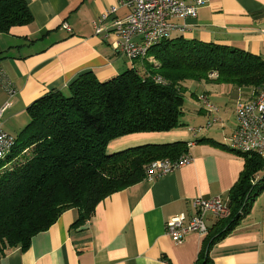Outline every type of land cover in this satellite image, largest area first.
Returning a JSON list of instances; mask_svg holds the SVG:
<instances>
[{
	"label": "crops",
	"instance_id": "crops-1",
	"mask_svg": "<svg viewBox=\"0 0 264 264\" xmlns=\"http://www.w3.org/2000/svg\"><path fill=\"white\" fill-rule=\"evenodd\" d=\"M26 2L32 23L0 33V73L14 89L10 97L6 85L0 82V109L7 104L1 122L6 132H15V137L27 123L22 120L27 118V108L46 93L66 92L70 82L87 71L106 81L132 69L112 47L113 22L123 19L127 9L118 7L103 21L104 33H94L93 24L118 0ZM65 23L70 32L63 29ZM174 23L184 30L173 32L172 38L225 45L264 61V0H214L200 8L195 18ZM145 61L131 62L137 70ZM198 83L201 91L193 95L196 112L203 118H196V124L201 126L210 120L197 100L201 93L216 106L224 104L219 113L221 124L196 136L190 130L189 136L171 131L140 133L114 140L108 146L115 151L143 142L185 141L193 143L188 147V164L153 182L143 180L112 194L82 224L77 223V209L65 211L47 231L32 238L29 249L6 251L0 264H196L206 238L221 228L219 219L206 215L208 234L190 233L181 243L166 236L165 224L178 215L191 216L196 198L219 196L228 205L229 192L243 170L244 160L197 140L211 139L226 145L237 125L235 102L238 98L252 100L256 95L251 88ZM228 112L233 118H226ZM208 255L210 264H264V191L255 199L249 215L213 245Z\"/></svg>",
	"mask_w": 264,
	"mask_h": 264
},
{
	"label": "trees",
	"instance_id": "trees-1",
	"mask_svg": "<svg viewBox=\"0 0 264 264\" xmlns=\"http://www.w3.org/2000/svg\"><path fill=\"white\" fill-rule=\"evenodd\" d=\"M32 21L26 0H0V33ZM150 58L154 62H147ZM144 60L148 65L144 74L132 68L99 81L87 71L70 82L66 92L50 91L27 108L28 122L10 154L0 161V257L9 250L29 249L32 238L67 210L77 209V223H84L105 198L143 181L149 163L188 153L185 141L108 149L124 136L183 126L186 82L251 88L256 94L264 82L259 56L196 39L171 37L151 47ZM157 78L163 83H156ZM197 142L244 160L229 192L230 215L219 220L221 228L206 238L196 263L210 264L211 247L233 232L264 191L263 163L211 139Z\"/></svg>",
	"mask_w": 264,
	"mask_h": 264
},
{
	"label": "built area",
	"instance_id": "built-area-1",
	"mask_svg": "<svg viewBox=\"0 0 264 264\" xmlns=\"http://www.w3.org/2000/svg\"><path fill=\"white\" fill-rule=\"evenodd\" d=\"M214 0H118L116 6L104 13L99 22L93 24L95 35L104 33L102 23L110 14H114L118 7L127 9V15L121 20H115L112 33L115 36L112 47L130 61L144 60L148 50L160 42L171 38L173 32L183 31L184 26L174 23L175 20L195 18L197 11ZM63 29L70 32L68 24H63ZM108 33L104 34L107 37ZM213 77V75H212ZM156 83H163L160 78ZM0 82L8 88L10 97L14 89L0 73ZM197 100L210 117V120L192 128L190 131L196 136L216 124H221L219 108L210 101L206 93L197 96ZM7 104L0 109V161L4 160L14 147L16 137L3 129L1 116ZM236 128L227 139L226 146L233 152L253 154L262 161L261 173L264 174V82L258 94L252 100L238 98L234 107ZM189 143L187 146H192ZM191 157L188 153L181 155L176 160L159 159L152 161L145 167L143 180H154L172 173L175 169L188 164ZM194 213L186 218L178 215L165 224V234L175 243H181L190 233L201 236L208 234L205 225V216L210 214L221 220L230 215V210L219 196L209 199L196 198L192 202Z\"/></svg>",
	"mask_w": 264,
	"mask_h": 264
},
{
	"label": "rangeland",
	"instance_id": "rangeland-1",
	"mask_svg": "<svg viewBox=\"0 0 264 264\" xmlns=\"http://www.w3.org/2000/svg\"><path fill=\"white\" fill-rule=\"evenodd\" d=\"M173 35V34H172ZM172 37V36H171ZM128 65V67H132L135 69L134 65H132V62L131 61H128V59L126 58H122ZM147 62H154L152 59L147 61ZM148 68V65L146 64V61L143 63V65H139V68L137 69V71L141 74H144L145 73V70H147ZM185 86H186V90L184 92V105H183V115L181 117V122L183 123V126L181 127H177L175 128L174 130H172L171 132H176V133H181L180 135H188L189 136V132L188 130L192 129V127H196L199 125V124H196V118H203L202 116H199L196 112V106L195 105V99H194V95L193 94H197L201 91V87L199 85L198 82H194V81H188L185 83ZM200 95V94H199ZM210 99V98H209ZM211 101V100H210ZM214 103V102H212ZM219 106H217L220 110L221 109H224V104H218ZM228 108L230 109V107L228 106ZM27 112V111H26ZM227 115L226 118H233L231 116V113H227L225 114ZM22 120L26 123L28 122V114H27V118H22ZM203 126V125H201ZM13 135H15V132H11ZM143 143H146V142H143ZM142 143V144H143ZM150 143H164V142H150ZM138 144H133V145H127L125 148H128V147H133V146H136ZM123 149V148H122ZM10 166V165H9ZM9 166H7V168H9Z\"/></svg>",
	"mask_w": 264,
	"mask_h": 264
}]
</instances>
